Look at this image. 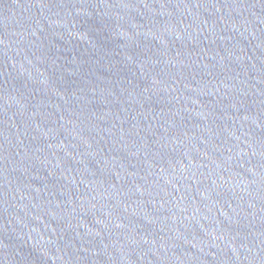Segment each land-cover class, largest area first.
Returning a JSON list of instances; mask_svg holds the SVG:
<instances>
[{
    "label": "water",
    "instance_id": "95a60500",
    "mask_svg": "<svg viewBox=\"0 0 264 264\" xmlns=\"http://www.w3.org/2000/svg\"><path fill=\"white\" fill-rule=\"evenodd\" d=\"M0 264H264V0H0Z\"/></svg>",
    "mask_w": 264,
    "mask_h": 264
}]
</instances>
